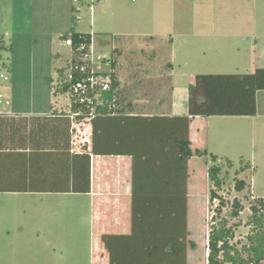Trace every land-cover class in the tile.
<instances>
[{
	"label": "crops",
	"instance_id": "obj_1",
	"mask_svg": "<svg viewBox=\"0 0 264 264\" xmlns=\"http://www.w3.org/2000/svg\"><path fill=\"white\" fill-rule=\"evenodd\" d=\"M8 2L9 14L6 13ZM30 3L31 0H3L0 3L2 43L5 44V38L12 31L24 25L21 20L23 14L29 11ZM103 5L100 2L98 7L101 6L102 12H106ZM66 7V0H51L53 19L46 36H51L52 50H56L58 36L64 42L62 36L71 32L67 31L70 22L64 13ZM167 22L171 23L172 20ZM211 22L213 28L227 26L232 27L229 33H240L237 28L241 22L237 20ZM199 23L208 25L203 21ZM190 31L199 35L202 33L200 29L196 31L195 25ZM218 31L226 32L221 28ZM157 36L147 35L144 39L150 37L154 40ZM256 36L254 33L253 38ZM240 47L236 44L232 49L237 53ZM6 48L9 49L8 46ZM245 53L248 58L252 57V65L236 62L235 71L220 73L244 74L264 68L254 62L256 57L264 61V47L251 45L245 48ZM55 69L57 72V67ZM31 71L30 87L32 91H37L35 97L3 98L0 101V250L33 244L28 247L29 250L53 252L59 260L64 261L63 264H131V235L139 231L138 224L134 223L135 215L139 218L145 215L143 203L157 198L166 201L172 199L168 192L135 194V188L143 185L154 188L179 186L183 183V172L174 167L172 158L133 155L132 150L136 148L137 154H140L142 148L139 141L135 145L131 120L128 118H121L118 129L110 126L109 117H94L86 123L78 121L79 110L72 108L71 99L59 98L64 94H55L54 87L47 86L49 97H39L38 88L42 83H48L47 73L37 71L35 67ZM130 71L120 75L119 89L127 88L129 83L126 76L132 75L134 83L131 85H146L150 92L137 100L140 101L138 105L132 101L122 104L121 101L126 116L189 114L190 86L195 83L197 74L191 75L189 94L180 102L176 96L174 65ZM262 91L264 89L257 91L256 101ZM137 106L142 109L138 111ZM258 116L257 107L254 115L192 117L189 126L191 147L194 151H207L204 147L207 146L208 134L203 123L208 117ZM196 156L191 157L187 164V200L190 195V163ZM27 215L38 218L40 223L34 222V227L24 226L23 218ZM12 216L17 218L15 227L8 223ZM60 217L65 220H60ZM108 236L118 243L117 248L121 246V255L114 260L105 243ZM37 243L38 247L35 246Z\"/></svg>",
	"mask_w": 264,
	"mask_h": 264
},
{
	"label": "rangeland",
	"instance_id": "obj_2",
	"mask_svg": "<svg viewBox=\"0 0 264 264\" xmlns=\"http://www.w3.org/2000/svg\"><path fill=\"white\" fill-rule=\"evenodd\" d=\"M89 1L66 0L68 7L64 13L69 17L68 32L75 29L93 34V69L104 75L113 72L119 80L127 70L134 72L147 67L155 69L160 65H174L176 96L180 102L189 94L191 75L235 71L236 62L250 66L253 59L247 57L245 48L251 45L264 47V0H100L107 11L102 12V5L98 7L96 4L93 17ZM50 4L51 0H31L29 11L23 14L21 20L24 25L5 38L9 49L0 51V74L7 73L12 80L5 82L0 76V94L4 99L36 96L37 91H32L30 87L31 69L34 70V67L47 73L48 83H42L38 91L39 97H49L47 86L51 88L57 84L55 67H66L74 57L72 48L59 36L56 50L51 48V36H46L53 19ZM6 7L9 14V2ZM74 7L80 9L79 23L74 21ZM211 20H237L241 22L237 28L240 33H229L232 27L227 26L213 28L209 23ZM201 21L209 26L200 25ZM192 25L202 33H192ZM220 28L226 32L218 31ZM254 33L257 35L255 38ZM155 34L158 36L154 40L150 37L144 39ZM236 44L241 46L237 53L232 49ZM254 62L264 66V61L258 57ZM4 63L9 66V71L3 67ZM126 78L129 83L127 88L121 90L118 87L120 102L132 101L138 105L140 101L137 100L150 91L146 85H131L134 83L132 75ZM58 97L70 100L67 94ZM137 107L138 111L142 109ZM257 107V118L208 117L203 123L208 134L207 146L204 147L208 153L194 157L190 163V195L186 201L189 239L196 244V248H188L189 264H208L209 233L212 224H218L223 218L228 226L233 227L235 237L231 241L239 249L249 245V235L257 231L252 207L257 206L264 214V207L260 204L264 198V91L260 93ZM212 155L217 156L216 161ZM212 165L221 167L220 177L224 180L222 188L217 190L226 202L220 213L217 211L219 199L210 200L213 182L208 171ZM239 180L246 183L242 191L235 187ZM235 199L243 206L237 217L231 216ZM60 220L65 218L60 217ZM8 221L15 227L17 218L12 216ZM34 222L40 223L38 218H31L30 215L23 218L24 226L34 227ZM32 245L0 250V264L64 263L53 252L29 250ZM35 246L38 247L39 243Z\"/></svg>",
	"mask_w": 264,
	"mask_h": 264
},
{
	"label": "trees",
	"instance_id": "obj_3",
	"mask_svg": "<svg viewBox=\"0 0 264 264\" xmlns=\"http://www.w3.org/2000/svg\"><path fill=\"white\" fill-rule=\"evenodd\" d=\"M75 22L78 19L74 18ZM72 39V52L74 60L78 57V49L85 45L86 52L92 44L93 34L72 30L62 36V39ZM0 41V51L7 50ZM2 54L0 53V60ZM81 61H75L81 64ZM114 64V63H113ZM7 68L6 64H3ZM114 68V65H112ZM58 79L54 86L55 94H65L68 84H59L63 78V68H57ZM89 72L85 74L86 76ZM97 75L111 77V89L103 92V98L110 103L97 105L95 118L109 117L110 126L118 129L121 118L131 120V131L135 145L139 141L142 152L137 154L136 148L131 151L133 155L163 156L168 160L173 159L174 167L181 170L183 183L179 186L154 188L143 185L135 188V194L151 195L155 192L170 193L171 200L161 198L152 202L143 203L141 218L135 215L134 223L138 224L139 231L131 235V264H188V248H196L194 241L189 239L190 231L187 229V164L194 155L202 156L206 150L195 151L191 147L189 126L191 118L211 115H254L257 112L256 94L264 89V68H258L252 73H204L197 74L195 83L190 86L189 114L177 116H126L124 107L120 103L118 79L113 72L96 73ZM116 98V99H115ZM115 100V101H114ZM73 109H83L78 115V121L88 123L94 117L89 114V109L83 104L72 102ZM126 125V124H125ZM116 126V127H114ZM127 127V126H126ZM177 159V160H176ZM214 161L217 156L212 155ZM178 171V173H179ZM209 177L213 182L210 190V200L219 199L218 212L225 206V201L217 192L224 185L220 177L221 167L212 165L209 168ZM181 178V175H179ZM236 189L242 191L246 187L243 180H239ZM264 207V198L261 200ZM243 206L238 199L233 202L231 216L237 217ZM253 219L257 231L249 235L250 243L239 249L231 240L235 237L234 229L228 226L227 220L222 219L218 224H212L208 239V264H264V214L257 206L252 207ZM136 214V213H135ZM112 236L105 238V243L110 250L111 257L116 259L121 255V246L111 240ZM246 253V255H244Z\"/></svg>",
	"mask_w": 264,
	"mask_h": 264
},
{
	"label": "built area",
	"instance_id": "obj_4",
	"mask_svg": "<svg viewBox=\"0 0 264 264\" xmlns=\"http://www.w3.org/2000/svg\"><path fill=\"white\" fill-rule=\"evenodd\" d=\"M80 0H74V2H79ZM96 4H100V0H90L88 5L92 11L95 10ZM76 12V18L80 20V16L78 15V11H80L79 7H74ZM93 42V39H92ZM64 43L72 48V39L68 38L64 40ZM87 47L82 45L78 49V57L74 60V57L67 63L66 67H63V78L59 84L65 82L68 84V91L65 93L70 96L72 102H76L81 105H85L89 109V114L91 117H94L96 114L97 105H108L110 107V103L103 98V92L111 89V77L104 78L102 75H97L93 69V50L92 44L89 46L86 52H83ZM72 55L73 52H72ZM75 61H81V64H76ZM4 67V66H3ZM7 70L6 67H4ZM87 76L85 74L87 73ZM1 78L5 82L10 81V77L7 73H1ZM3 99V95L0 94V101ZM116 99V98H115ZM115 101V100H114ZM77 115L82 113L83 109H78Z\"/></svg>",
	"mask_w": 264,
	"mask_h": 264
}]
</instances>
